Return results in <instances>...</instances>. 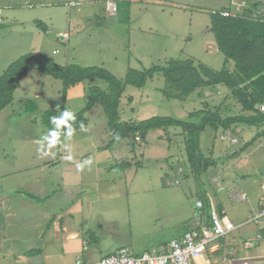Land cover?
I'll list each match as a JSON object with an SVG mask.
<instances>
[{
    "label": "rangeland",
    "instance_id": "obj_1",
    "mask_svg": "<svg viewBox=\"0 0 264 264\" xmlns=\"http://www.w3.org/2000/svg\"><path fill=\"white\" fill-rule=\"evenodd\" d=\"M64 1L78 4L0 0V74L29 52H39L58 64L103 67L122 81L129 67L141 69L171 58L191 57L214 69L230 67L233 62L225 61L210 30L212 11L227 5L235 15L264 17V0H236L233 7L229 0H112L124 1L113 15L106 9V0ZM38 20L46 31L37 27ZM61 32L67 35L61 38ZM90 85L107 87L100 79L70 87L65 109L72 113L82 109ZM164 85L160 74L140 88L126 84L119 101L121 119L155 115L186 119L189 112L203 108L204 102L211 110L219 106L223 116L241 112L224 86L198 88L185 100H177L162 94ZM61 88L60 80L40 73L31 62L15 88L13 101L0 111V264H76L81 256L75 257L65 246L69 243L76 252L99 248L105 253L122 243L135 253L149 250L151 244L168 242L183 232L189 220L196 218L198 199L209 205V194L221 209L219 193L209 178L220 175L219 181L225 183L230 174L217 164L230 165L232 176L237 173L240 179L248 175L260 181L264 177V139L239 150L258 128L233 125L234 136H226L224 131L207 127L200 134L199 145L205 156L217 162L208 168L210 175L205 171L195 177L187 162L181 128L152 129L139 140L131 136L108 146L111 131L99 104L86 114L83 130H74L71 138L59 137L51 149L45 142L40 150L39 142L49 131L41 123V115L57 107ZM26 99L36 103L35 112L24 111L21 102ZM89 160L90 164L85 163ZM120 161H128L129 167L112 170ZM17 179L22 184L13 190L10 184ZM229 202L224 203L225 214L234 224L244 223L250 216L247 201ZM57 212L65 218L73 215L71 230H86L84 246L83 234L67 242L47 238L48 232L41 226L47 224L48 214ZM258 226L241 225L233 232L251 228L256 232ZM89 232L94 240L89 241ZM97 237L103 238L98 245ZM257 247L264 248V237L247 253ZM250 264H256L255 260Z\"/></svg>",
    "mask_w": 264,
    "mask_h": 264
},
{
    "label": "trees",
    "instance_id": "obj_2",
    "mask_svg": "<svg viewBox=\"0 0 264 264\" xmlns=\"http://www.w3.org/2000/svg\"><path fill=\"white\" fill-rule=\"evenodd\" d=\"M123 2H116L117 8L123 5ZM225 9L227 7L220 8ZM35 23L37 27L46 31V25L42 21L38 20ZM210 30L225 61L233 62L230 67L223 65L220 69H214L191 57L171 58L163 64L158 63L141 69L129 67L122 81L103 67L58 64L39 52L26 53L11 62L0 74V111L13 101L15 88L27 73L31 62L40 73L62 82L61 99L57 107L47 109L41 115V123L49 130L55 128L51 118L59 116L65 110L68 89L88 79H100L107 83V87L105 89L97 85L88 87L84 107L73 113L75 116V120L71 122L73 129H80L81 124L87 122L86 112L97 104L101 105L111 131L108 145L131 136L144 138L152 129L179 127L183 134L188 165L193 175L198 177L217 162L212 157L205 156L199 145L200 134L207 127L214 131L229 130L233 125L240 124L258 128L254 136L241 146L240 151L254 144L256 140L264 139V113L254 108L256 103L264 99V18H253L250 15L223 16L217 11L211 14ZM154 74H160L164 78L165 85L160 91L167 99L185 100L198 88L222 85L227 88V94L240 107L241 112L223 116L219 106L211 110L208 103L204 102L203 108L189 112L186 119L155 115L142 120H121L119 101L125 85L143 87ZM21 103L26 112L32 113L37 110L36 103L30 99ZM66 131L62 128L59 137ZM129 165L128 161H120L114 163L111 169L119 171Z\"/></svg>",
    "mask_w": 264,
    "mask_h": 264
},
{
    "label": "built area",
    "instance_id": "obj_3",
    "mask_svg": "<svg viewBox=\"0 0 264 264\" xmlns=\"http://www.w3.org/2000/svg\"><path fill=\"white\" fill-rule=\"evenodd\" d=\"M78 2L67 1L65 5L75 6ZM235 4V3H234ZM106 9L110 14H115L117 4L112 0H106ZM219 12L223 16H233L231 11L214 10L212 13ZM264 18V17H263ZM254 108L264 113V99L256 103ZM139 140V137H136ZM233 202L239 203L247 200L244 191L233 193L230 195ZM199 211L195 214L197 222L194 227L184 231V233L175 238H171L165 243L159 252H143L134 254L128 247H121L118 250L100 257L95 264H211L212 260L207 259L199 263L198 260L206 252L211 254L225 248L224 240L227 236L234 233L241 225L234 224L225 214L223 209H218L209 198V207L207 214L203 210V202L197 200L195 202ZM264 219V202L255 207L250 216L242 225H259ZM262 239L261 233L247 237L243 242L244 248H250L254 243H258ZM217 258V257H215ZM220 260L227 261L229 264H250L249 258H227L223 255ZM76 264L81 263L80 257H77Z\"/></svg>",
    "mask_w": 264,
    "mask_h": 264
},
{
    "label": "crops",
    "instance_id": "obj_4",
    "mask_svg": "<svg viewBox=\"0 0 264 264\" xmlns=\"http://www.w3.org/2000/svg\"><path fill=\"white\" fill-rule=\"evenodd\" d=\"M56 1L66 2L64 0H56ZM235 2H236V0H229L228 3H229V5H231V7H233ZM237 2H238V0H237ZM222 7H227V5L226 6H222ZM66 35H67L66 32H61L62 38L64 36H66ZM220 86H222V85H217L215 87L217 89L218 88H223V87H220ZM211 88H213V87H211ZM69 91H70V89H68V91H67L68 95H69ZM227 93H228V90L226 89V94ZM65 108H66V102H65ZM92 108L90 110H88L86 112V114L89 113L92 110ZM86 118L88 119L87 115H86ZM233 131L234 130L232 128V129H229V130H225L224 133H226V136L227 135H233V133H234ZM103 146L105 147V145H103ZM56 163H54V164H56ZM53 166H56V165H53ZM217 166H218L219 169H222V168L225 169V170H223V169L222 170L225 171L226 173L230 174V176L228 177V179H227V181L225 183H223L222 181H219L220 175H214V176H211L209 178V181L211 182V184H210L211 187H213V188L216 189L215 191H216L217 194L219 193L218 204H220L221 209H223V210L225 209V207H224V203L225 202L231 201L232 203L235 204L236 202H233V200L231 199L230 195L233 194V193L241 192V191H244L246 193V195H247V200H245V201H247L246 211H248V213L249 212L251 213V211L255 207L258 206L257 205V200L258 199H259V204H260V202H264V177L260 181L259 180L252 179L248 175L246 177H241V179H240L239 176L237 175V173L236 174L234 173L235 175L233 174V176H232V173L230 171V169L232 167H230V165H224L223 167H221V163H219V164H217ZM231 166H232V164H231ZM207 170H206V172L210 175L211 173L209 171H207ZM18 182H19V184H18ZM167 183H169V182L167 181ZM21 184H22V182L20 181V179H17V183L16 184H12L11 183L10 184V188H12L13 190H17L16 187L20 186ZM242 186L246 190H244ZM6 194H7V192H6ZM208 197L211 198V196L209 194H208ZM198 200H200V199H198ZM211 200H212V198H211ZM231 202H229V203H231ZM207 206L209 207V205L207 204V202L206 203H203V210H204V212L206 214L208 212V207ZM48 216L50 218H48L47 224L41 226L42 229L43 228L45 229L44 231L48 232L47 233V238H49V239H56V241L65 240V242H67V241L75 240V239H77L79 237V234H83L84 237L82 238L81 245L83 244V246H84L85 240H88V239L85 238L86 237V230H84L83 228H81V232L71 230L70 226L72 225L73 220H74L73 215L70 214V215H68L69 216L68 218H65L66 216L63 217L61 214H59V212H57V213L48 214ZM246 219H245V221H246ZM196 222H197V219L196 218L190 219L189 222L187 223V225L185 226L183 232L182 233H179L178 236H174V237L181 236L184 233V231L188 230L191 227H194L196 225ZM242 222H240V221L239 222H236V225H242L241 224ZM255 231L256 232H253V230L251 228V229H245V230H238L236 233H232L231 235L227 236L225 238V240H224L225 248L222 247L221 250L215 252V253H220L219 256H216L217 258L210 259L209 257H207L209 254H211L210 251H207L208 254H207V252H205L201 256V258L198 260V262L201 263V262H203L204 260H207V259L212 260V262H217V261H220V259L222 258L223 255H226L227 258H231L232 257L234 259H238V258H249L251 260H255L256 264H259L260 261H263L264 260V254L263 255L261 254V253L264 252V248H262V247H259L258 248L257 247V249L255 251H253L251 253H247V250L249 248H244L242 242L247 237H250L252 233L256 234V233L259 232V233H261L262 237H264V219L259 224L258 228L255 229ZM46 232H44L43 234L45 235ZM88 235L90 236L89 237V241H90V239L91 240L92 239L94 240V237L95 236H94L93 233L89 232ZM174 237H172V238H174ZM96 239L97 240H96V243L95 244H97V245L100 244L101 240H103V238L100 239L98 237ZM165 242H167V241L162 240V241L157 242L156 245H152L151 244V246L149 247V250H142L139 253H135L132 250L131 251L134 254H140V253H143V252H153V253L154 252H159V250L162 248V246L165 244ZM65 246H67L68 248H71V252L72 253H75V257H77L78 255H80L81 256V259L84 261V264H95L100 257H102V256H104L106 254H110V253L118 250L121 247H128V246L125 245V243H122L119 246H117L116 248H114L113 250H111L109 252L103 253L99 248H94V249H91V250H88L87 249L86 251H81V252H79V250H78L76 252L75 250H73V248H72L73 245L71 243H69V244H67ZM83 246H82V248H83ZM83 249L85 250V248H83ZM241 250H244L245 253L242 252ZM43 256L47 260L50 259L49 258V255H43ZM41 260L42 259H33V261H36V262H41ZM32 264H35V263L32 262Z\"/></svg>",
    "mask_w": 264,
    "mask_h": 264
},
{
    "label": "clouds",
    "instance_id": "obj_5",
    "mask_svg": "<svg viewBox=\"0 0 264 264\" xmlns=\"http://www.w3.org/2000/svg\"><path fill=\"white\" fill-rule=\"evenodd\" d=\"M75 120V116L74 114L65 109L61 112V114L59 116H53L51 118V122L53 125H55V128L50 129L47 133V135L43 136L41 141L39 142L41 144V149L43 150L45 147V142H47V148L51 149L52 147H54L58 140H59V136L61 134L60 130L62 128H65L67 131L65 133L67 138H71L74 132V129L72 127L71 122ZM81 129H84V125L81 124ZM48 153L45 151L44 155H47ZM68 159H71V157H68ZM85 163L90 164L91 161H85ZM78 167H83V165H79Z\"/></svg>",
    "mask_w": 264,
    "mask_h": 264
},
{
    "label": "water",
    "instance_id": "obj_6",
    "mask_svg": "<svg viewBox=\"0 0 264 264\" xmlns=\"http://www.w3.org/2000/svg\"><path fill=\"white\" fill-rule=\"evenodd\" d=\"M61 38H62V36H61Z\"/></svg>",
    "mask_w": 264,
    "mask_h": 264
}]
</instances>
